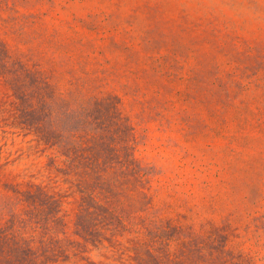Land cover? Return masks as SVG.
Segmentation results:
<instances>
[{
  "label": "rangeland",
  "instance_id": "374dc122",
  "mask_svg": "<svg viewBox=\"0 0 264 264\" xmlns=\"http://www.w3.org/2000/svg\"><path fill=\"white\" fill-rule=\"evenodd\" d=\"M0 39L61 88L100 78L135 130V156L158 171L160 215L225 224L234 253L264 264V0H0ZM6 130L7 171L45 183L30 137ZM67 193L73 237L78 194ZM85 255L61 264H121L104 247Z\"/></svg>",
  "mask_w": 264,
  "mask_h": 264
},
{
  "label": "trees",
  "instance_id": "16d2710c",
  "mask_svg": "<svg viewBox=\"0 0 264 264\" xmlns=\"http://www.w3.org/2000/svg\"><path fill=\"white\" fill-rule=\"evenodd\" d=\"M0 86L9 98L1 133L29 136L27 154L45 158L43 183L27 168L11 174L0 155V264H61L101 247L121 264H251L229 247L225 224L160 215L158 171L135 156V130L100 78L72 77L61 88L51 69L0 39ZM67 190L78 194L73 237L61 213Z\"/></svg>",
  "mask_w": 264,
  "mask_h": 264
}]
</instances>
